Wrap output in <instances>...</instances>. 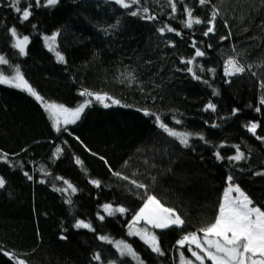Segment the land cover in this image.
Listing matches in <instances>:
<instances>
[{
	"label": "trees",
	"instance_id": "trees-1",
	"mask_svg": "<svg viewBox=\"0 0 264 264\" xmlns=\"http://www.w3.org/2000/svg\"><path fill=\"white\" fill-rule=\"evenodd\" d=\"M9 3L0 0V55L9 61L0 65L4 75H14L19 66L44 103L76 108L91 99L80 95L87 89L123 106L105 108L93 99L75 124L58 133L41 101L0 84V153L7 154V159L0 156L5 180L0 188V264H14L5 252L26 264H136L99 236L131 244L143 264H180V251L191 256L176 241L213 219L229 175L264 209V175H257L264 173V140L246 128L257 122V135L264 137V106L259 104L264 94V0H211L203 6L199 0H176L175 14L168 0H140L128 9L115 0H59L55 6L41 0L39 7L27 0L32 16L24 23ZM27 3L22 0L21 8ZM213 6L220 12L215 32L204 36ZM144 7L156 19L142 18ZM185 7L205 23L184 27ZM132 11L140 14L132 16ZM165 25L176 31L161 34L158 29ZM12 27L21 38L29 37L27 55L12 47ZM53 33H58L54 47L63 63L45 45L44 36ZM193 43L205 55L188 65L182 61L194 57ZM230 56L245 66L244 73L224 75ZM188 67L201 78L194 79ZM209 102L215 111L205 110ZM145 109L155 115H144ZM233 109H238L235 115ZM157 115L173 130L192 134L187 147L158 126ZM235 145L245 159H228ZM57 146L63 151L54 155ZM64 180L77 191H57L66 187ZM91 180H99L100 187ZM133 180L145 187L137 188ZM147 195L185 220L182 228L156 230L164 255L128 235ZM106 203L128 211L108 216L102 207ZM81 219L95 231L75 228ZM96 254L100 261L93 259Z\"/></svg>",
	"mask_w": 264,
	"mask_h": 264
},
{
	"label": "snow or ice",
	"instance_id": "snow-or-ice-1",
	"mask_svg": "<svg viewBox=\"0 0 264 264\" xmlns=\"http://www.w3.org/2000/svg\"><path fill=\"white\" fill-rule=\"evenodd\" d=\"M27 3V0H23ZM59 0H46L44 6H55ZM182 3L183 0H180ZM22 0H10L9 7L13 8L14 11L19 14V20L21 23L28 21L32 16V5L27 3V6L21 8ZM115 3L121 7L128 9L135 4H139L140 0H115ZM169 6L171 7L172 13L177 12V3L176 0H168ZM211 3V0H199L200 5H208ZM37 7L41 6V0H35ZM145 15L142 18L148 20L156 19L155 16L147 15L148 8L144 7L142 9ZM184 12L186 13V20L181 21L184 27L191 29L193 25H199L205 23L200 18L193 15L192 9L185 7ZM139 11H132L130 15L137 16ZM220 15L219 9L215 6L212 7L210 18L206 21L208 27L204 31L203 35L208 36L210 33L215 32V24L217 17ZM225 26L227 24L225 23ZM10 35L13 38L14 42L12 47L17 49L19 55H27L26 49L29 44V37L18 33L16 27L9 29ZM158 31L163 34L165 31L174 32L176 31L170 26L165 25L158 29ZM177 35H180L179 32H176ZM230 35V34H229ZM58 33H53L50 36H44L45 45L48 47L49 51H55L56 59L58 62H65V58L59 51L55 49V43L57 40ZM228 37H221V39H227ZM195 48V54L192 59L187 61H182L188 65H192L197 57H202L205 55L199 47ZM9 64L8 59L0 55V65ZM249 66V70H250ZM204 71L203 68L199 69ZM187 71L192 74L194 79L199 80L201 77L196 74L193 67H188ZM209 71L214 72V69H209ZM224 75L226 77L235 76L242 74L246 71L244 65H242L234 56L228 57L224 61L223 65ZM15 74L12 76H6L2 71H0V84H7L15 88H23L30 95L34 96L38 101L43 103L45 111L49 115V119L52 121V127L56 132L62 130V126H67L69 124H75L81 117V114L85 109L90 106L93 102V99L103 105V107L108 108L112 105H121V101L114 99L111 96H108L106 93H95L90 92L87 89L81 91L80 95L84 97H89L91 99H85L76 108L65 107L63 104L56 103H44L43 97H41L25 80L22 75L19 66H16L14 69ZM255 75V73H253ZM207 82V81H205ZM260 88L264 89V81L260 83ZM215 90H214V93ZM110 101V103H109ZM259 104L264 106V94L261 95ZM123 106V105H121ZM205 110H216L215 104L209 102ZM256 112L261 111V107L255 108ZM238 112V109H233V115ZM144 115H155L154 113L144 110ZM156 123L158 126L164 130L169 136L179 139V142L184 146H188L189 137L192 135L188 132H178L168 127L165 123L161 121L160 116H156ZM177 124L180 123L179 120L176 121ZM260 127V124L257 122H251L246 125L247 131L250 132L257 139L264 140V137L257 135V129ZM201 140L204 139L203 136L199 137ZM236 153L233 156L228 157L232 161H240L245 159V154L240 151L239 145L234 146ZM63 149L59 146L56 147L54 155L61 153ZM217 159H222L220 152L215 153ZM4 159H7L6 153H0ZM101 159H103L101 157ZM77 164H82V161L79 159L76 160ZM116 176H121L119 172L113 173ZM25 175H28L25 173ZM257 175H264V173H257ZM31 179V176L28 177ZM127 180L128 177H122ZM59 179V178H58ZM228 185L224 188L223 198L218 204V211L214 215L213 219L206 223L204 226L198 228L195 231L189 232L183 235L180 239L176 241L178 249H183L187 246V250L190 253L191 258L186 257L183 251H180L179 261L180 264H206L207 261H210L211 264H264V209L260 206L254 204L253 200L240 188L239 185L234 184L233 178L231 175L227 177ZM96 187H100L99 180L90 181ZM63 183L66 185L63 189H56L57 191L75 193L77 189L69 183L67 180H64ZM133 185L137 188H144L145 185L137 183L135 180L131 181ZM5 186V180L0 177V188ZM71 204V200L67 201ZM103 211L108 215L112 216L115 213L124 214L128 210L124 207L113 208L111 204H104ZM100 220H104L103 215L99 216ZM143 221L144 227H137ZM185 225V220L173 209L170 207H165L161 201H159L153 195H147L143 206L139 208L133 217L132 221L129 224V236H138L144 244H146L154 253L158 255H164V252L160 246L159 237L156 235L155 231L152 229H168L172 226L182 228ZM150 226V227H149ZM75 228L88 229L90 231H95L91 223H86L84 220H77ZM62 239L64 237H61ZM98 239L105 241L108 244L114 245L121 257L128 256L131 257L136 264H143V261L140 259L138 254L134 251L131 244L125 242L124 240L113 241L107 236H99ZM5 256H8L11 260L14 261V264H26L24 259H19L14 253H4ZM93 259L100 261L101 257L99 254L94 255ZM108 264H117L115 261H109Z\"/></svg>",
	"mask_w": 264,
	"mask_h": 264
},
{
	"label": "rangeland",
	"instance_id": "rangeland-1",
	"mask_svg": "<svg viewBox=\"0 0 264 264\" xmlns=\"http://www.w3.org/2000/svg\"><path fill=\"white\" fill-rule=\"evenodd\" d=\"M20 89H22V90H24L23 88H20ZM41 104H43L42 102H41ZM84 113V112H83ZM82 113V114H83ZM81 114V115H82ZM190 138H191V136H190ZM179 140V139H178ZM118 213V212H117ZM145 225H144V223H143V221L139 224V225H137V227H140V228H142V227H144ZM150 227V226H149ZM156 230H161V229H152V231H155V233H156ZM157 235V234H156ZM130 237V236H129ZM138 237V236H137ZM115 248V247H114ZM131 258V257H130Z\"/></svg>",
	"mask_w": 264,
	"mask_h": 264
}]
</instances>
